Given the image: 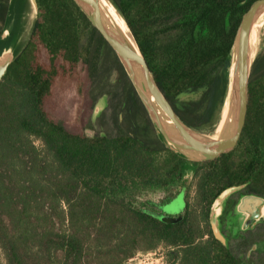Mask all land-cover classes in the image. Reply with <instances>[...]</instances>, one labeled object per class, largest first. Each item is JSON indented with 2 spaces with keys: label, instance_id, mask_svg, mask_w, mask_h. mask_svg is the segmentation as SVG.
Wrapping results in <instances>:
<instances>
[{
  "label": "trees",
  "instance_id": "obj_1",
  "mask_svg": "<svg viewBox=\"0 0 264 264\" xmlns=\"http://www.w3.org/2000/svg\"><path fill=\"white\" fill-rule=\"evenodd\" d=\"M36 1L29 37L0 82V264H125L159 247L165 264H264V244L247 256L254 239L222 245L208 221L229 186L245 185L226 202L239 192L264 198V46L235 147L191 161L158 139L113 51L74 1ZM112 1L178 117L212 131L235 33L260 0ZM8 9L0 0V35ZM262 23L264 14L253 28ZM67 91L88 98V109L106 95L95 121H81L84 130L53 114ZM184 173L193 175V196L180 221L164 223L146 198Z\"/></svg>",
  "mask_w": 264,
  "mask_h": 264
},
{
  "label": "water",
  "instance_id": "obj_2",
  "mask_svg": "<svg viewBox=\"0 0 264 264\" xmlns=\"http://www.w3.org/2000/svg\"><path fill=\"white\" fill-rule=\"evenodd\" d=\"M35 14L37 1L28 0ZM90 23L113 51L122 66L128 80L142 102L151 121L153 130L165 147L191 161H204L215 158L217 155L233 149L240 137L244 125L247 101L248 81L253 61L259 51L251 56L250 37L252 28L260 16L264 14V0L252 4L243 15L235 33L229 55L228 68L225 72L226 84L219 120L225 109L222 126L216 138L184 123L176 114L171 104L154 80L137 43L129 30L121 12L125 26L132 37L136 49L128 43L119 29L107 16L98 0H73ZM11 2V1H10ZM7 20L0 35V82L7 72L8 66L16 56L17 48L12 39L11 27ZM22 47V46H21ZM106 95H102L94 104L92 110L93 122L106 107ZM244 184L233 185L223 189L213 200L208 214V221L213 237L222 245H227L225 235L220 229V215L226 200L234 193L244 188ZM264 198L254 194H246L239 198L235 211L239 216L241 228L245 229L255 221L264 217L261 211ZM164 223H176L182 216L174 217L168 214L157 216Z\"/></svg>",
  "mask_w": 264,
  "mask_h": 264
},
{
  "label": "flooded vegetation",
  "instance_id": "obj_3",
  "mask_svg": "<svg viewBox=\"0 0 264 264\" xmlns=\"http://www.w3.org/2000/svg\"><path fill=\"white\" fill-rule=\"evenodd\" d=\"M192 173H184L178 180H172L160 188L154 189L146 198L149 210L156 216L165 213L163 208L170 206L176 200L184 199L185 202L188 199L190 191L192 190ZM245 192H239L233 195L224 205L222 213L220 215V229L225 235L227 242L230 244L241 243V241H249L251 238L254 239V245L251 246L250 250L247 251V256L252 251L260 248L263 249L264 244V217L247 228L242 229L241 223L238 220L239 216L235 211V206L239 198ZM184 215V209L178 212L174 217ZM261 231V235L258 234ZM254 233V236H253Z\"/></svg>",
  "mask_w": 264,
  "mask_h": 264
},
{
  "label": "rangeland",
  "instance_id": "obj_4",
  "mask_svg": "<svg viewBox=\"0 0 264 264\" xmlns=\"http://www.w3.org/2000/svg\"><path fill=\"white\" fill-rule=\"evenodd\" d=\"M8 1L10 2L11 0H8ZM21 3H22V22H25V19H26V22H28V28H27L26 33L24 34V37L22 39L23 41L21 43V46H22L23 44L26 43L29 37L36 14L28 0H21ZM260 34H261V39H262V43H261V48H262L264 46V28L261 29ZM66 93L67 95H66L65 101L63 102V104L59 105L57 109H54L53 114L57 118V120L61 121L69 129L73 131L84 130L83 124H81V121L93 122L92 120L93 108H90V109L87 108L88 98L84 101L82 100V103H81L80 98L73 97L69 91H67ZM181 98L182 99H197L198 93L182 95ZM224 110L222 112V116H223ZM217 125H218V122L212 131L204 130V133L212 135L213 132L216 130ZM85 132H87L88 134L92 133V131L89 129H86ZM192 196H193V190L190 191L188 200L191 201ZM183 209H184V199L182 200L179 199L173 202L170 206H166L165 208H163V211L165 212V214L172 216V215L177 214ZM238 220L240 221V219ZM0 259L2 260L1 252H0ZM125 264H165V249L162 247H159L156 250H152V251L137 252L136 254H134L132 258L127 260Z\"/></svg>",
  "mask_w": 264,
  "mask_h": 264
},
{
  "label": "bare ground",
  "instance_id": "obj_5",
  "mask_svg": "<svg viewBox=\"0 0 264 264\" xmlns=\"http://www.w3.org/2000/svg\"><path fill=\"white\" fill-rule=\"evenodd\" d=\"M101 7L105 10L107 16L110 18V20L113 22V24L119 29V31L122 33V35L127 39L128 43L132 45L134 49H136L135 43L130 36L125 23L122 19L121 14L117 10V8L114 6V4L111 2V0H98ZM11 10L9 15V23H10V29L12 33V39L14 41V45L16 47L21 46L22 39L24 37V34L27 31L28 28V22H22V3L21 0H11ZM264 28V23L260 24L256 28H252V33L250 37V49H251V56L253 57L256 55V53L261 48V29ZM225 113V110H224ZM223 113V116H224ZM223 116H221L220 121L218 122L216 130L213 132L211 137L216 138L220 132V128L222 126L223 122ZM261 211L264 212V205L261 208Z\"/></svg>",
  "mask_w": 264,
  "mask_h": 264
}]
</instances>
